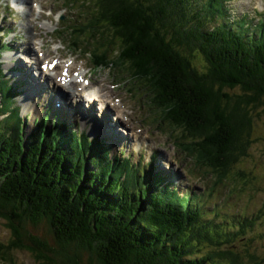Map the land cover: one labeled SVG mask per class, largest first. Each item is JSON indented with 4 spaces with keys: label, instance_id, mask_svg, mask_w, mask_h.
<instances>
[{
    "label": "trees",
    "instance_id": "trees-1",
    "mask_svg": "<svg viewBox=\"0 0 264 264\" xmlns=\"http://www.w3.org/2000/svg\"><path fill=\"white\" fill-rule=\"evenodd\" d=\"M99 1L90 26L96 30L108 20L113 25L111 40L119 39L123 54L124 66L118 68L139 81L138 70L154 66L148 83L156 95L176 103L171 117L198 139L212 166L231 172L249 155L264 120V21L260 31L252 23L245 27L241 20L249 15H232L227 0ZM221 13L236 21L220 19ZM101 16L104 23H98ZM0 45V52L8 48ZM105 55L104 50L98 63ZM0 73L5 75L1 63ZM12 103L8 98L0 112L11 110ZM11 114L2 122H10ZM15 118L20 119L18 110ZM12 122L0 131V219L10 233L0 240L1 259L27 250L39 264L264 263L263 257L234 249L236 238L256 224L249 216L218 210L216 203L208 212L201 195L181 196L148 166L126 174L102 141L81 146L63 132L65 123L62 131L55 126V135L40 122L23 150ZM86 161L96 169L81 185ZM44 221L54 246L28 229V223ZM82 251L89 253L86 259Z\"/></svg>",
    "mask_w": 264,
    "mask_h": 264
},
{
    "label": "rangeland",
    "instance_id": "rangeland-1",
    "mask_svg": "<svg viewBox=\"0 0 264 264\" xmlns=\"http://www.w3.org/2000/svg\"><path fill=\"white\" fill-rule=\"evenodd\" d=\"M0 1V27L5 22L2 17L5 16L6 18L14 10L13 19H10L6 26L10 25L11 28L14 26L15 29L16 23H20L18 31L26 30L24 24L30 29L27 32L29 35H24V40L19 39L21 37L19 34L13 38L6 37V35V39H11V41H14L13 43L0 36L2 42L4 40L8 44H12L19 54L9 58V56H6L11 52H6L4 54L5 68L8 69L7 66L13 64L20 66L30 64L33 68L39 70L42 61L46 62L50 57H58L61 63L70 59V57L74 58V65L84 66L86 77L89 78L90 82L86 88L79 90L77 83L74 86L70 84L59 85L56 80H51V77L55 74L60 80L59 70L62 67L54 69V73L50 75L43 74V69L42 76L46 77L57 88L60 86L67 92L74 88L76 95L66 96L78 103L97 108L98 112L95 115H100L102 122L108 126L106 130L100 132L110 134L109 137L114 145H110L111 154L113 152L115 158L120 153L130 156V162L126 160L129 166V174H131L133 167L134 170L143 171V167L147 164H151L152 169H155L158 164L161 168L159 171L161 178L165 182L168 181L171 185H175L181 193H186L188 189L197 192V195L201 193L200 202L204 201L208 212L214 209L212 204L215 206L216 203L218 210H226L232 215L233 213H240L252 217L256 222L255 226L250 228L245 236L236 238L234 249L242 253L247 250L260 258H264V120L260 121L259 126L255 129V137L258 140L253 143L252 148L249 150L250 156L246 155L245 158L237 162L231 172L221 174L216 167L211 165L209 156L198 147V139L191 135L182 123L174 121L171 117L170 112L174 109L176 103L171 99L168 101L163 100V97L156 95L155 89L150 87L151 83H148L147 78L154 72L155 67L150 66V70L148 67L138 70L139 77L144 84L139 82L140 79L139 81L135 80L133 78L134 74L131 75L132 73L129 70L124 67L118 68L119 65L124 66L120 63L123 54L119 46V39L111 40L114 30L113 25L109 24L108 20L107 25H101L96 30L95 28L91 29L92 26H90L96 22L97 15L93 10L95 7H100L99 0H81V3L74 0H33L37 5L32 6L30 2L31 4L28 5L30 11L26 14L16 12L15 7L13 8L11 5L13 3L4 5L3 3H7L6 0ZM96 1L99 2L98 6H96ZM70 2L73 3L70 4ZM64 3H68L69 7ZM259 3L258 0H231L228 5L233 11L239 9V7L253 11L254 7L258 10ZM84 13L88 16V24L83 31L90 38V41L82 47H79L81 44L77 43L76 49L78 50L71 53L66 42L57 40L61 24L59 19L61 16L59 15H66L67 18L71 14L83 15ZM258 13H264V4H262ZM221 18L230 20L231 17H227L226 13H221ZM101 19L98 23H104L103 16H101ZM42 22L52 24L48 28L43 26ZM70 28L76 30L75 27ZM60 32L65 33V31ZM101 33H103L102 36H100ZM64 38L67 39V37ZM27 42L34 51L31 61L26 60L28 57L23 48ZM98 43H102V46ZM56 46H58L57 49ZM93 48L98 52L101 50L103 52V49L107 48L105 50L106 55L100 60L102 62L100 67L92 66L90 58L86 56V52ZM81 49L85 54L80 51ZM198 57L200 58L197 60L199 63L203 59L201 55H198ZM110 58L115 66L113 70L106 69L104 64V62L109 64ZM98 61L96 56L93 62L98 63ZM32 72L33 69L30 70L33 75ZM97 87H102L100 90L108 92L110 97H107V101L92 98L90 92L93 89L96 91ZM81 96L85 100H82ZM67 100L65 99L64 102ZM11 120L15 121L16 119L12 116ZM20 122L21 119H19ZM59 127L60 125H58V129L61 130ZM53 128L55 129V127ZM62 130L64 132V129ZM55 133L56 130H54ZM21 134L20 130L19 139L23 140ZM50 153L53 155V151H50ZM160 157L162 162L159 160ZM65 161H67V166L68 160L65 159ZM87 164L88 161H86V166ZM88 168H91V166ZM91 171L93 170H89L88 174L83 173L80 181L81 185L87 183ZM142 175L145 176L146 173H142ZM105 189L106 187L102 190L104 194L106 193ZM155 190L162 192V189ZM28 224H30L28 229L31 234L41 236L42 240L50 245H56L54 236L45 221L36 227L32 226L31 223ZM9 237L10 233L4 221L0 219V240L7 241ZM82 253L83 258L86 259L89 253L86 251H82ZM12 257V260L0 258V264H39L32 253L27 250H18Z\"/></svg>",
    "mask_w": 264,
    "mask_h": 264
},
{
    "label": "bare ground",
    "instance_id": "bare-ground-1",
    "mask_svg": "<svg viewBox=\"0 0 264 264\" xmlns=\"http://www.w3.org/2000/svg\"><path fill=\"white\" fill-rule=\"evenodd\" d=\"M1 2V1H0ZM13 3V2H12ZM5 5V4H4ZM256 9V8H255ZM24 12H25V10H24ZM17 17V16H16ZM20 20H21V18H20ZM5 23V22H4ZM10 23V22H9ZM44 24V26H46V27H48L49 25L48 24H46V23H43ZM7 37H9V36H7ZM242 37H244V36H242ZM13 43V42H12ZM1 46V45H0ZM57 47V46H56ZM76 48H77V46H76ZM77 51V50H76ZM78 54V53H77ZM27 60H29V61H31L30 59H27ZM43 62H45V61H42V63ZM48 65H46V64H42V65H44V67L46 68V70H44V71H47L46 73H48L49 75L51 74V73H54V69H58V68H60V67H62L60 70H59V72H60V76H62L63 75V69L64 68H66L67 70H68V74L66 75V77H65V79H63V80H58V78H57V75L55 74V76H53V79L54 80H56L58 83L57 84H59V85H68V84H70V85H75V82L78 84V89L79 90H82V89H84V88H86L87 86H86V84H85V80H84V76H85V74H86V72L83 70V69H80V71L76 74V75H70L69 74V72H70V70H71V68L73 67V63L72 62H69V61H67V62H64V63H59L58 61H56L53 57H50V58H48V60H47V62H46ZM33 64V63H32ZM35 65V64H34ZM37 68V67H36ZM32 68H30V67H28V69H27V76H29V78L31 79V82L30 83H32V81L34 80L35 81V77H36V70H33V75L30 73V70H31ZM71 79V80H70ZM75 82H74V81ZM113 82V81H112ZM43 83V82H42ZM44 84V83H43ZM43 84H39L42 88H44L43 87ZM105 87V86H104ZM100 88H102V87H100ZM100 88H98L97 87V89H96V91L93 89L89 94L92 96V98H94V99H99V100H104V101H107V97L109 98L110 97V95H108V92L107 91H103L102 89L100 90ZM76 90L74 89V88H72V89H70L69 91H68V93L69 94H75L76 92H75ZM46 96H48V98H49V96H53V95H49V93H47V95ZM30 99V101L32 100V98H29ZM57 99L59 100V101H61V102H64V100L66 99V96L65 97H62V98H59V97H57ZM145 105V104H144ZM148 106V105H147ZM30 107H33L32 105L30 106ZM144 108V107H143ZM161 116V115H160ZM161 162H162V158L160 157V159H159ZM195 176V175H194ZM193 178V177H192ZM189 180V179H188ZM176 190V189H175ZM197 193V192H196ZM198 194V193H197ZM196 194V195H197ZM201 194V193H200ZM204 194V193H203ZM180 196V195H179ZM200 196V195H199ZM206 196H208V195H206ZM197 197V196H196ZM205 197V196H204ZM201 198V197H200ZM198 199V198H197ZM198 205V204H197Z\"/></svg>",
    "mask_w": 264,
    "mask_h": 264
},
{
    "label": "water",
    "instance_id": "water-1",
    "mask_svg": "<svg viewBox=\"0 0 264 264\" xmlns=\"http://www.w3.org/2000/svg\"><path fill=\"white\" fill-rule=\"evenodd\" d=\"M6 228H7V226H6ZM8 229V228H7ZM9 230V229H8Z\"/></svg>",
    "mask_w": 264,
    "mask_h": 264
}]
</instances>
